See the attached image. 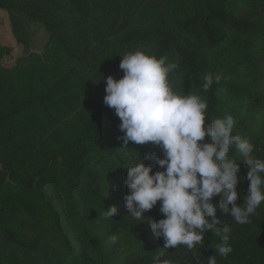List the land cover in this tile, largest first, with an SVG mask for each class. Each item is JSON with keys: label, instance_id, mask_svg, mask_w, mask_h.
Wrapping results in <instances>:
<instances>
[{"label": "trees", "instance_id": "trees-1", "mask_svg": "<svg viewBox=\"0 0 264 264\" xmlns=\"http://www.w3.org/2000/svg\"><path fill=\"white\" fill-rule=\"evenodd\" d=\"M0 10L22 13L48 37L43 53L25 58L0 48V264H152L157 256L264 264V203L245 224L218 210L219 229L192 250L164 249L153 234L150 223L164 218L159 202L144 220L130 216L126 167L142 160L163 171V149L125 146L104 104L107 77L124 75L121 56H167L179 65L174 90L207 100V124L232 115L233 134L264 159V0H0ZM209 73L221 80L204 92ZM228 158L243 160L234 149ZM247 172L240 163L238 206ZM110 206L118 214L106 218ZM225 225L232 251L221 257L215 232Z\"/></svg>", "mask_w": 264, "mask_h": 264}, {"label": "clouds", "instance_id": "clouds-1", "mask_svg": "<svg viewBox=\"0 0 264 264\" xmlns=\"http://www.w3.org/2000/svg\"><path fill=\"white\" fill-rule=\"evenodd\" d=\"M121 57L119 67L124 75L119 80L107 77L104 97V104L114 109L121 121L119 130L124 135L118 139L125 146L151 142L164 154L156 161L163 171L153 174V166H146L142 160L126 167L129 194L125 206L130 216L144 220V213L159 202L164 218L151 222L150 228L156 237L163 238L164 249L186 246L192 250L206 232L219 229L222 222L218 210L230 214L236 223H248L264 203V159L253 155L254 145L248 139L233 134V116L228 114L207 124V100L174 90L170 76L179 65L167 56L136 50ZM220 80L219 75L214 78L206 74L200 87L207 92ZM206 137L210 142H205ZM232 149L241 155L242 162L228 158ZM240 163L248 169L249 186L243 205L238 206ZM215 197H219L218 204L212 202ZM117 214L116 206L104 210L106 218ZM229 232L227 225L222 234L215 232L221 236L217 246L221 257L232 251ZM118 239L111 235L108 242L115 244ZM152 264L180 262L157 256ZM208 264H216L214 256L208 258Z\"/></svg>", "mask_w": 264, "mask_h": 264}, {"label": "rangeland", "instance_id": "rangeland-1", "mask_svg": "<svg viewBox=\"0 0 264 264\" xmlns=\"http://www.w3.org/2000/svg\"><path fill=\"white\" fill-rule=\"evenodd\" d=\"M0 10V48L11 51L15 59L43 53L48 37L43 28L22 13Z\"/></svg>", "mask_w": 264, "mask_h": 264}]
</instances>
